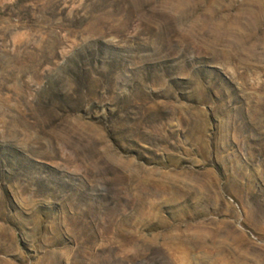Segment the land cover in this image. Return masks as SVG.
<instances>
[{
	"label": "rangeland",
	"instance_id": "1",
	"mask_svg": "<svg viewBox=\"0 0 264 264\" xmlns=\"http://www.w3.org/2000/svg\"><path fill=\"white\" fill-rule=\"evenodd\" d=\"M0 264H264V0H0Z\"/></svg>",
	"mask_w": 264,
	"mask_h": 264
}]
</instances>
